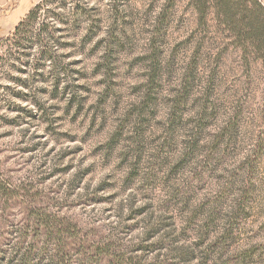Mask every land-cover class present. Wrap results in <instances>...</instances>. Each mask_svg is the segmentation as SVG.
Wrapping results in <instances>:
<instances>
[{"label":"rangeland","instance_id":"374dc122","mask_svg":"<svg viewBox=\"0 0 264 264\" xmlns=\"http://www.w3.org/2000/svg\"><path fill=\"white\" fill-rule=\"evenodd\" d=\"M44 1L0 0V264H264L263 60L191 0Z\"/></svg>","mask_w":264,"mask_h":264},{"label":"trees","instance_id":"16d2710c","mask_svg":"<svg viewBox=\"0 0 264 264\" xmlns=\"http://www.w3.org/2000/svg\"><path fill=\"white\" fill-rule=\"evenodd\" d=\"M51 0H45L47 4ZM198 20L209 25L210 19L219 22L234 39V45L246 54L264 62V5L259 0H191ZM48 7H35L18 25L14 35L25 34V30L36 21L39 14ZM2 185V183H1ZM0 185V187H1ZM4 190L3 187H1Z\"/></svg>","mask_w":264,"mask_h":264}]
</instances>
